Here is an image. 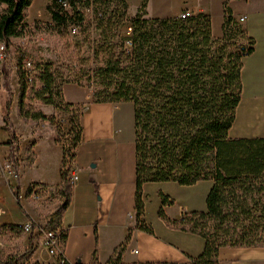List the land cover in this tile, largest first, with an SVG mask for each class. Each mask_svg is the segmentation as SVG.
<instances>
[{
    "label": "trees",
    "instance_id": "obj_1",
    "mask_svg": "<svg viewBox=\"0 0 264 264\" xmlns=\"http://www.w3.org/2000/svg\"><path fill=\"white\" fill-rule=\"evenodd\" d=\"M32 1L0 0V6L4 7L0 14V44L4 43L5 49L12 38L23 34V13ZM61 2L68 4V11ZM145 7L143 0L134 16L128 18L124 0H50L46 8L50 17L48 27L60 34H70L75 29L73 36L79 31L84 40L91 41L92 32L98 33L99 39L91 42V57L98 64L86 80L92 103L133 105L134 229L153 234L143 220L144 184L171 182L192 186L209 181L212 186L206 197V211L182 212L175 221L169 220L163 210L173 201L159 194L158 218L172 229L204 240L201 255L188 258L184 264H219L217 255L222 248L264 247V139L228 138L240 102L242 59L253 51V40L232 17L227 3H223L218 38L212 34L209 15L148 18ZM124 25L129 26L130 32L120 38L119 30ZM35 69L40 83L36 100L66 114L74 132L72 153L68 154L62 146L59 201L45 224L46 230H61V216L71 199L67 177L80 141L79 118L86 107L66 104L61 89L66 84H83L78 76H59L49 63L39 64ZM17 79L20 119L50 121L40 112L24 109L28 85L19 68ZM9 108L8 101L0 107L1 128L9 135L5 144L9 150L8 161L16 170L17 137ZM13 197L18 204L17 188ZM10 229L21 231L15 226ZM65 239L61 230L62 245ZM124 247H117L107 264H122ZM32 248L33 237L29 234L28 247L0 257V264H23Z\"/></svg>",
    "mask_w": 264,
    "mask_h": 264
},
{
    "label": "crops",
    "instance_id": "obj_2",
    "mask_svg": "<svg viewBox=\"0 0 264 264\" xmlns=\"http://www.w3.org/2000/svg\"><path fill=\"white\" fill-rule=\"evenodd\" d=\"M132 1L135 3L134 16L143 0ZM166 2L170 9L162 17H176L182 11H188L192 15H209L212 34L217 38L221 36L223 3H227L235 20L245 18L240 26L254 44L253 51L242 59L240 102L236 107L228 138L264 139V0H145L146 17H160L156 13L157 9ZM14 76L16 89L13 93L16 96L19 94V85L16 73ZM61 90L66 104L86 106L79 118L80 141L74 151L70 170L75 174L76 181L71 186L70 203L61 216V230L66 236L62 248L65 264H107L113 251L121 245L125 246L122 264H184L188 262V258L200 256L204 249L201 237L172 229L158 218L161 207L159 194L179 202L176 194L192 188L179 187L171 182L144 184L143 220L152 228L153 234L134 229L136 153L133 105L92 103V92L87 86L66 84ZM5 103H0V107ZM43 108L48 110V107H41L40 111L44 115ZM11 123L19 140L16 145V181L2 170L8 159L9 150L5 144L9 135L2 130L0 117V238H11L10 241H13L16 235L11 227H20L28 222L35 228L39 225L38 213L26 199L29 187L39 184L49 191L59 188L62 148L49 138L34 137V130L27 129L26 126L21 136L12 120ZM43 125L40 124L39 128ZM23 138L26 139V145L22 147L20 156ZM45 140L52 145L48 150L49 154H44L46 150L40 149V144ZM206 182L209 187L200 207L188 205L187 202L183 205L186 211H180L182 205L175 209L173 205L166 206L163 209L166 217L175 221L180 218L181 212H205L206 197L212 186L211 182ZM201 183H196L194 187ZM16 188L18 204L13 197ZM195 198L201 199L202 196L193 194L186 197L191 203H194ZM129 230L132 231L126 241ZM31 235L34 242L35 233ZM4 246L7 245L0 243V257L5 252ZM31 253L33 254V248ZM37 254L38 251L32 258ZM217 257L219 264H264V247L222 248Z\"/></svg>",
    "mask_w": 264,
    "mask_h": 264
},
{
    "label": "rangeland",
    "instance_id": "obj_3",
    "mask_svg": "<svg viewBox=\"0 0 264 264\" xmlns=\"http://www.w3.org/2000/svg\"><path fill=\"white\" fill-rule=\"evenodd\" d=\"M128 5L127 18L132 16L134 12L135 3L132 0H124ZM50 4V0H33L31 5L23 13L22 25L24 26V32L19 37H14L10 40V46L5 49L3 59H0V103L10 102L9 114L12 122L17 127V133L23 136V128L34 130V137L36 138H49L52 142L57 141L58 147L62 148L65 146L67 153H72V144L74 140V132L71 131L70 119L69 117L55 110L52 106L43 105L41 102L36 100L35 92L39 90L40 83L35 81L32 85L27 86V92L24 100V109L29 112H40L41 107H48V110H44V116L50 119V121H32V120H22L18 115V106H17V97L13 93L16 89V81L14 73H16L19 68V71H22L23 62L25 60L30 61L35 68L39 64L49 63L52 65L53 69L57 70L59 76L63 78L70 76H78L82 79L83 86H87V79L92 76L95 66L94 61L91 57V49L93 41L99 39L98 33L92 32L91 41L83 39L81 36L82 33L79 31L76 35L73 34H60L57 31L48 27L50 25V17L46 10L47 6ZM165 5V4H164ZM164 5L160 6L157 9V15L161 10H163ZM167 8L165 13L170 9L169 3L166 2ZM3 6H0V14L3 10ZM162 17V16H160ZM167 17V15L165 16ZM159 18V17H157ZM130 29L128 25H124L119 30L120 38L126 37L129 35ZM114 42H117L115 39ZM4 43L0 44L3 45ZM117 53L119 51H116ZM20 65H18V60ZM17 78V77H16ZM42 114V113H41ZM18 124V125H17ZM26 124V125H25ZM40 124H44L40 127ZM26 126V127H25ZM26 139L23 138L19 155L22 154V147L26 145ZM19 140L17 139V144ZM52 148V145L43 141L40 144V149L46 150L44 154H49V149ZM28 153H30L28 151ZM30 158V157H29ZM8 160V159H7ZM17 172V171H16ZM48 174V173H46ZM70 174V172H69ZM68 174V176H69ZM29 178L27 173L26 179ZM18 177L15 179V181ZM201 185L198 187L192 186H179L184 188L181 190L176 197L178 201H174L171 205L173 209L180 206V211H186V208L183 206L188 203V205L195 204L194 207H200L202 199L204 201L207 189L209 187L206 181H201ZM35 185V184H34ZM41 186V185H38ZM203 193V194H202ZM198 195L202 198L194 199V203L188 202L186 197L192 195ZM27 202L32 206V208L38 213V226L33 229L29 234H34L33 242V254L38 251V254L35 258H32V253L24 260L23 264H54L52 258L46 253L45 248L40 243V231L45 229V224L49 213L56 207L58 204V195L57 190H50V197L43 202L32 201L28 197V192L26 194ZM184 201L182 204L181 202ZM205 206V205H204ZM182 213V212H181ZM15 233V239L13 241L11 238H0V243L4 246L5 252L3 256L11 255L15 252H22L27 246V233L22 231ZM10 242V245H9ZM37 258V259H36Z\"/></svg>",
    "mask_w": 264,
    "mask_h": 264
},
{
    "label": "built area",
    "instance_id": "obj_4",
    "mask_svg": "<svg viewBox=\"0 0 264 264\" xmlns=\"http://www.w3.org/2000/svg\"><path fill=\"white\" fill-rule=\"evenodd\" d=\"M62 7L64 8L65 11L69 10V6L66 2H61ZM164 5V4H163ZM164 9L160 11L159 16H162L165 14V9L167 8V5L165 3ZM190 12L188 11H182L178 16H180V18L184 19L186 17L190 16ZM245 18H240L239 20H237V22L240 24L244 21ZM71 34H75V29H72ZM126 45H129L128 43H126ZM4 51H5V46L0 45V59H3V55H4ZM23 66H22V71L25 74V80L27 85H32L35 81H36V77L38 76V72L37 70L33 67V64L30 61L25 60L23 62ZM2 170L4 172V174H6L10 179L15 180L18 175L17 172L14 168V166L9 163V161L7 160L3 166H2ZM68 183L70 184V186H72L75 181H76V176L75 174H72L70 172L69 176L67 177ZM28 197L35 202H43L46 199H48L50 197V191L48 188L43 187V186H31L28 190ZM129 218H131V216H129ZM21 231H27V234H29L32 231V227L31 224L25 223L24 225L19 227ZM60 233L61 230H46L43 229L40 231V243L42 244V246L45 248L46 253L55 260V262L57 264H65V261L63 259V255H62V241L60 240ZM136 253V252H135Z\"/></svg>",
    "mask_w": 264,
    "mask_h": 264
},
{
    "label": "bare ground",
    "instance_id": "obj_5",
    "mask_svg": "<svg viewBox=\"0 0 264 264\" xmlns=\"http://www.w3.org/2000/svg\"><path fill=\"white\" fill-rule=\"evenodd\" d=\"M24 233H27V231H23Z\"/></svg>",
    "mask_w": 264,
    "mask_h": 264
}]
</instances>
